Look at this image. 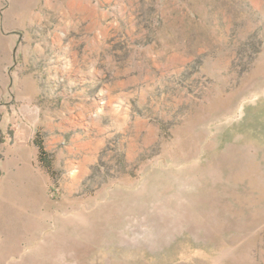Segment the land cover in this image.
I'll list each match as a JSON object with an SVG mask.
<instances>
[{"label": "rangeland", "instance_id": "obj_1", "mask_svg": "<svg viewBox=\"0 0 264 264\" xmlns=\"http://www.w3.org/2000/svg\"><path fill=\"white\" fill-rule=\"evenodd\" d=\"M0 264H264V0H0Z\"/></svg>", "mask_w": 264, "mask_h": 264}, {"label": "trees", "instance_id": "obj_2", "mask_svg": "<svg viewBox=\"0 0 264 264\" xmlns=\"http://www.w3.org/2000/svg\"><path fill=\"white\" fill-rule=\"evenodd\" d=\"M39 148H40V156H41V159L46 160L49 154L46 151V148H45L43 142H40L39 143Z\"/></svg>", "mask_w": 264, "mask_h": 264}]
</instances>
